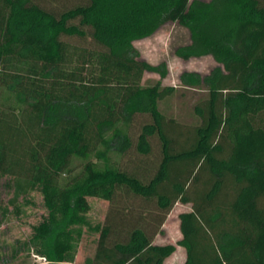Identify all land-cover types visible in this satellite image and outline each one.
<instances>
[{
	"label": "trees",
	"instance_id": "1",
	"mask_svg": "<svg viewBox=\"0 0 264 264\" xmlns=\"http://www.w3.org/2000/svg\"><path fill=\"white\" fill-rule=\"evenodd\" d=\"M169 23L190 34L179 58L217 63L180 76L207 92L195 125L160 110L177 88L142 83L169 72L134 43ZM3 177L12 204L43 195L46 264L73 263L83 227L99 234L86 264H164L177 203L184 264H264V0H0ZM89 198L109 202L103 224Z\"/></svg>",
	"mask_w": 264,
	"mask_h": 264
},
{
	"label": "rangeland",
	"instance_id": "2",
	"mask_svg": "<svg viewBox=\"0 0 264 264\" xmlns=\"http://www.w3.org/2000/svg\"><path fill=\"white\" fill-rule=\"evenodd\" d=\"M189 43V31L177 23H169L150 38L136 41L134 46L142 59L154 66L166 64L169 72L165 79H161L159 74L146 73L142 82L144 86L155 85L160 81L162 86L177 88L172 96L160 102L161 112L181 123L195 125L199 120L194 114V107L207 97V92L200 88L183 87L180 76L183 72L207 75L217 63L212 57L194 58L188 61L179 58L176 55L177 49ZM8 180L9 177L0 178V264H46L45 259L37 255L30 243L35 234V227L48 216L43 195L40 191H35L21 196L12 204L14 193L7 186ZM88 200L91 205L88 214L91 226L103 224L110 208L109 202L97 198ZM5 208L8 210L6 214H4ZM189 211L191 204H175L162 231L154 239L156 245L173 244L177 247L176 252L164 264H184L186 261V250L177 243L182 239L179 217ZM98 240V233L83 227V236L76 249L75 261L66 264H86L88 259L94 257Z\"/></svg>",
	"mask_w": 264,
	"mask_h": 264
}]
</instances>
